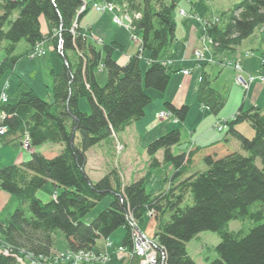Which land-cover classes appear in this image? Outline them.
Masks as SVG:
<instances>
[{"label":"trees","instance_id":"16d2710c","mask_svg":"<svg viewBox=\"0 0 264 264\" xmlns=\"http://www.w3.org/2000/svg\"><path fill=\"white\" fill-rule=\"evenodd\" d=\"M112 1L126 6L130 15H139L133 22L139 51L123 67L113 59L117 49L122 51L116 43L96 47L79 29L71 33L82 0H0V47L6 54L0 63V79L12 73L36 45L51 38L54 50L61 46V55L56 52L66 61L54 76L50 102L28 89L13 103L1 106L7 131L0 138L5 145L26 136L31 149L51 143L63 150L53 158L32 152L26 162L0 169V190L18 201L14 213L0 223V240L9 251L0 253V264H16L19 255L48 262L58 255V235L66 245L63 254L90 253L98 239H109L120 228L125 231L120 247L132 252L131 220L139 221L147 213L155 221L152 242L158 251L157 264H196L186 245L202 232L215 233L220 240L216 259L209 264H264V111L259 107L242 106L226 122L227 135L238 141L239 151L226 148L222 140L174 155L173 148L181 142L179 129L152 141L146 147L148 168L170 165L173 169L164 179L168 191L156 196L146 191L143 178L123 185L116 168L96 183L88 178L84 170L87 151L141 120L153 101L145 90L163 95L171 74L177 73L164 63L172 61L173 11L181 0ZM190 7L194 16L206 21L203 35L213 56L237 47L264 25V0H243L216 17L206 0L190 1ZM41 17L46 35L41 34ZM21 42L26 47L19 55L16 49ZM141 60L148 63L144 75ZM212 65L201 66L196 102L217 116L226 99L212 88L205 72ZM100 68L106 72L102 86L96 78ZM81 98L87 99L90 113L79 110ZM164 107L181 123L189 113L188 106L176 108L165 102ZM241 123L249 124L252 139L235 130ZM158 152H162L160 160L155 157ZM199 161L203 169L192 171ZM49 183L56 197L44 203L37 193ZM107 196L112 198L108 208L84 224L82 220ZM232 221L247 225L232 231ZM138 262L133 256L131 263Z\"/></svg>","mask_w":264,"mask_h":264},{"label":"rangeland","instance_id":"374dc122","mask_svg":"<svg viewBox=\"0 0 264 264\" xmlns=\"http://www.w3.org/2000/svg\"><path fill=\"white\" fill-rule=\"evenodd\" d=\"M82 1H84L83 3L86 4L88 7L87 3H89L90 0H82ZM108 1L113 2L112 0L95 1L90 5L92 9H90L88 13L90 14L91 11H93V4H102L105 2L108 3ZM190 1L193 2L194 0H181L173 11V21L175 24L174 42L176 44V49H175L176 54H173L174 59L178 62L179 59L186 60V58H183V54L185 52L186 47L188 46L187 42H189L191 34L197 36L195 44L192 46V50L194 51L206 47L207 51L203 52V54L205 55L204 60L200 61V63L198 64L195 63L194 61L193 62L190 61L188 63H180V65L179 63L175 62L174 65L171 66L172 69H175V67L179 68L180 66L181 68L193 70V73L189 76H184L181 73L171 74L167 90L163 95H159L158 93H156L151 89L145 90L148 96H150L153 100L152 103L149 105L150 110L152 111V117L155 116L154 115L155 113H159V112H160L159 114L166 113L167 110L165 109L163 104L165 102H168L170 104L172 102H176L182 104V106L183 104L186 106L188 105L190 106L191 104L188 103H190L193 98L189 92L191 88V81L197 79L198 77L197 74L199 71H201L200 67L202 66V64L204 63L210 64L211 62L213 63L212 66H206L204 68L205 72L208 73L210 76L211 86L214 90L218 91L220 94H222L225 97L226 102L227 99L230 101V104L225 105L226 107L224 106L225 108V109L223 108L224 111L222 109L220 115L218 114L217 120H220V118L222 120H230L232 115L236 113L235 97H238L239 100L240 99L242 100L244 91L240 87L235 85L234 79L236 77V74L230 67H228L230 66L228 65V63L239 61L242 70L244 67L245 71L252 74L251 77H255L257 75L256 73L260 69L264 70V25L257 27L253 31V33L248 38L243 40L237 47L231 48V50L223 52L222 55L213 56L211 44L208 41V39H205L206 37L203 35V32L205 31L206 21L192 14ZM242 1L243 0H206V5L210 9L212 15L216 17L220 15L222 12L231 9L234 5L241 3ZM118 6L122 10H126V6L124 5L121 6L118 5ZM131 15L133 16V14ZM134 15L137 16L138 14H134ZM41 20H44V18ZM116 28L117 27L114 26L110 33H113L114 30L116 31L114 32L115 33L114 37H116L117 41L122 43L123 51L120 52L117 50V52L115 53H118L120 56H123L124 59L130 54H136L139 51L137 50L138 45L131 40V36L128 30L126 28H117V29ZM192 29L194 30L192 31ZM118 32L119 35H117ZM51 40L52 38L49 40L51 45L48 46L47 49L44 48V43H49V41H45L41 44H38L39 47H36V49L44 51L42 53H39L40 51H38L37 54H41V55L35 57L36 55L34 54L33 52L34 49H33L32 54L30 52L28 57L22 58L17 63L12 73H10V71L6 72L3 75V77L0 79V90L4 92L7 102L13 103L16 100V98L19 97L20 94L26 92L28 89L33 90L43 100L49 101L47 99L48 98L47 95L51 94V88L54 83V76L60 73L63 66V62L61 58L58 56V54L55 52L53 48L54 45L52 43L53 41ZM25 47H26L25 43L21 42V44L18 45V48L16 49L17 54L20 55V53H22V51L25 50ZM246 54H249L250 58H246ZM5 55L6 54L4 47H0V63L4 59ZM192 56H193V52H192ZM40 57L43 58V60H40L41 59ZM144 57L147 58L146 53L144 54ZM72 61H74V59H72ZM222 65L225 67H223ZM147 68H148V63L145 60H141L140 69L143 75L146 72ZM243 75L249 77V75H246L245 73H243ZM96 78L99 85L101 86L104 85L106 83V72L103 69H98L96 71ZM9 80H10V85L8 82ZM256 86L257 89L255 90V92H252L251 91L252 89L250 90L251 91L250 98L249 96H247V100H251L252 102L253 101L256 102L258 100L259 101L258 103L261 102L262 105L264 106V85L258 82V85ZM8 93L10 94L9 97H8ZM163 96H165L164 100H162ZM2 98L3 96L1 95L0 97L1 115H3L4 113L3 111H1ZM80 101L81 103H79V110L85 114L90 113L89 103L87 99L81 98ZM180 101H185V102H180ZM195 103H196V109H192L193 112L191 114V120L189 121L186 135H189L194 129V127H198L199 126L198 122L201 121V115H200L201 112L199 113V110L197 109L199 105L196 102V99H195ZM248 104L249 101H246V108L248 107ZM238 107L239 106H237V108ZM171 121H172L171 117L170 118L168 117L161 121H155L156 126H159L156 131L169 127V125L173 126L174 124H172ZM211 122L212 121L209 122L204 121V125L201 126L200 129L196 130V135L204 132L206 128L208 129L210 127ZM247 126H249V124H247ZM154 127L155 126H153L152 130L155 129ZM178 127L180 128L181 131L182 125L180 123ZM249 128L251 129L250 126ZM214 130L217 132L216 129ZM213 133L215 134V132ZM118 135L115 136L112 140L101 142L97 146L87 151L86 166L84 170L90 181L92 183H96L107 173L108 170H111L113 168H116L120 174L118 168L119 166L122 172L120 176L123 185L130 184L140 178L144 179V177L147 176V178L152 177L151 179H154L153 183H155L152 188H151L152 185L147 186L146 191L149 194L156 196L162 193L164 190L168 191V187H167L168 185L167 183H164V179L170 177L173 174V169L169 176L167 170L168 165H164L158 169L150 170L148 168V156L146 154V150L144 146L138 144L137 141L128 144H126L125 142L120 143L117 140ZM27 144L28 142L26 141V139L23 138L20 146L21 148H23L24 146H27ZM123 144H125L126 146H124ZM42 146L36 147L35 150H39L38 152L44 154L46 157L49 158H53L56 155H58L57 153H60V150H57V148L59 149L62 148V146L60 145H55L51 143H47ZM54 148L56 149L54 150ZM125 148L126 150H124ZM236 151H239V148ZM155 157L156 158L159 157L158 159L160 160L162 158V152L161 153L158 152ZM124 163L125 164L127 163L128 170H132L133 175L130 174L129 177L127 175L123 178L122 167L125 165ZM1 165H5V162L3 158L0 157V166ZM137 175H142V176L139 178H134L133 181L127 183L130 177H136ZM55 190L56 189L53 187V185L49 183L38 191L37 198L44 203L48 202L54 196ZM151 191L152 192L154 191V193H151ZM111 200H112L111 196H107L102 201H100L93 208V210L82 220L83 223L86 225L90 224L94 218H96L102 211L108 208V206L111 203ZM15 202L17 206V200ZM1 204H0V221H3L7 217V213H8L7 210L9 211V208L8 205L2 206ZM14 211L15 208L11 210L10 214H13ZM131 223L133 226V232L138 231L146 239L152 242V238L155 230L154 228L155 221L152 218V213L145 214L139 221L131 220ZM242 225L246 227L247 224L238 221H232L229 223V230L238 231L239 229L243 228ZM123 237H124V229L122 228L115 231L109 237V240L111 241L112 244L111 249L108 250L109 256L105 254V252H107V250H105V242L103 241V239H98L95 243L93 254L97 256L98 255H104L105 257L107 256L108 259L105 261L104 264H122L123 262L122 258H125L124 261L131 263L130 260L132 259V254L128 253V251L126 250H125L126 253L123 254V252H119L118 250V247ZM219 242L220 240L217 234L212 232H202L199 233L189 243H187L186 250L190 258L196 264H209L214 259H216L215 248L219 244ZM2 244L3 242L0 240L1 255L8 254L9 253L8 248L5 247L4 244L3 245ZM65 247L66 246L64 241L61 239L60 235H58L56 238L55 248L58 249L59 251H63V252H59L58 255L60 253H66L67 249ZM77 256H81V255L79 254ZM16 261H17L16 264H72L73 259H69V260L63 259L60 261L54 258L44 263V262H39L37 260H33L29 256L23 257L22 255H19L16 256ZM79 262L80 264L94 263L91 260L87 261L81 259H79ZM97 262L98 261H95L96 264H99Z\"/></svg>","mask_w":264,"mask_h":264},{"label":"crops","instance_id":"0c3cea01","mask_svg":"<svg viewBox=\"0 0 264 264\" xmlns=\"http://www.w3.org/2000/svg\"><path fill=\"white\" fill-rule=\"evenodd\" d=\"M95 1H97V0H94V1L90 0V2L87 3L88 4L87 11H86V13L83 15V17L80 20L81 29L89 30V33L93 34V36H94L93 40H90L89 43L95 44L97 47H101V44H109V43H116V44L122 46V43L117 41L116 37H114L115 36L114 32H116V31L114 30L113 33H110L112 31V28L114 27L113 23L111 22V15L110 14H99V13H96L94 9H93V11H91L90 14L88 13L90 11V9H92L90 7V5L92 3H94ZM41 19H43V18H41ZM41 19H40L41 34L42 35H46L47 34V26H46L45 21L41 20ZM193 30L194 29H192V31ZM117 35H119V32L117 33ZM196 38H197V36H194V35L191 34L189 42H187L188 46L186 47L185 52L183 54V58H186V60L179 59V62L174 59V55L173 54H176V50H175L176 49V44H175V42H173L172 47L169 50V55L172 57L171 66H173L175 62L179 63V65H180V63H188L190 61H192V62L194 61L193 60V56H192V52H193L192 46L195 44ZM50 45H51L50 43H44V48L47 49V47L50 46ZM137 50H138V48H137ZM115 52H117V51H115ZM115 52L113 53V59L116 60L117 64L119 66H121V67L126 65L128 60H129V58H131L132 56L135 55V54H130L127 57H125V59H124L123 56H120L118 53H115ZM246 58H250V56L246 57ZM40 60H43V58H41ZM242 65H243V63H242ZM219 69H221V68H219ZM172 70L176 71L177 73H181L182 75H184L183 71H188L189 74L188 75H184V76H189V75H191L193 73V70H188V69H185V68H181L180 66H179V68L175 67V69H172ZM201 71H202V68H201ZM201 71L198 72L197 79H194V80L191 81V88H190L189 92H190V95L193 98H192V101L190 103H188V104H191V105L190 106L188 105L189 106V113H188V115H187V117H186V119H185V121L183 123L178 122L177 119H176L177 123H175L174 122L175 118L172 116L171 117L172 118L171 123L174 124L173 126L169 125V127H166V128L161 129L159 131H156L159 126H156V124H155L156 123L155 122L156 121L155 120V116L158 115L160 112L159 113H155L154 114L155 116L152 117V111L150 110V106H148L145 109L144 117L141 120H139L138 122L134 123L133 125H131L127 129H125L122 133H120L118 135V139H117L118 142H120V143L125 142L126 144H128V143H133V142L137 141L138 144H141L142 146H144V148L146 150V147L152 141L157 139L158 137L166 134L167 132H169V131H171L173 129H179V131H180V128L178 127V125L180 123L182 125L181 131H180L181 142H180V144L178 146H175L173 148L172 151H173L174 155H179V154H181L183 152L186 153L191 147H207L210 144H213V143H216V142H219V141H222V140H226V143L224 144V146L226 148H228L230 150H237L239 148V143L232 136L227 135V130L228 129H223L221 132H216L213 129L214 124L216 123V121H218L217 120L218 115L217 116L210 115L207 109L202 108L200 106L197 107V109L199 110V113L201 112L200 113L201 121L198 122L199 126L198 127H194L192 132L189 135H186V131L188 130L187 128H188V125H189V121L191 120V114L193 112L192 109H196L195 99H196V93H197V89H198V86H199V81H200V77H201V73H202ZM243 71H244V73L246 75L252 76L251 73L245 71L244 67H243ZM259 73H264V70L260 69L256 74H259ZM256 74H253V75H256ZM8 82H9V85H10V80ZM256 85H258V82H253L252 84H250L248 90L246 92H243L242 100L241 99L239 100L238 97H235V102H236L235 110H236V112L242 106L246 109V101H249L248 107H259V108L263 109V111H264V106L262 105L261 102L258 103L259 102L258 100L256 102L255 101L252 102L251 100H247V96H249V98H250V92L251 91L255 92V90L257 89ZM9 95L10 94L8 93V97H9ZM47 97H48L47 98L48 100L51 99L50 94H48ZM164 97L165 96H163L162 100H164ZM180 102H185V101H180ZM79 103H81L80 100H79ZM171 104L174 107H176V108L182 107V104H179V103H176V102H172ZM227 104H230V101L228 99H227V102H226L225 105H227ZM238 104H240V105H238ZM183 106H186V105L183 104ZM237 106H239V107L237 108ZM224 109H223V111H224ZM219 115H220V113H219ZM220 120H222V119L220 118ZM204 121L205 122L212 121L210 123V127L208 129L206 128L204 130V132L196 135V130L200 129L201 126L204 125ZM153 126H155L154 127L155 129L152 130ZM225 128H227V127H225ZM234 128L239 134H241L243 137H245L247 139H252V137L254 135L253 130L250 129L249 126H247L246 123L238 124V125L234 126ZM213 132H215V134ZM22 140H23L22 137L19 138V139L15 138V139H12L10 142H8L5 145L4 142L2 141V139L0 138V157L3 158V160L5 162V165H1L0 169L4 168L3 166L6 167V166H10V165H17V164H20L22 162H26L27 160H29L30 153H32V152H28L25 149L21 148L20 144H21ZM7 141H9V140H7ZM123 145L126 146L125 144H123ZM55 149L56 148H54V150ZM57 150H60V153H61L62 148H60V149L57 148ZM124 150H126V148ZM38 151L39 150H35V149L33 150V152H38ZM38 153H40V152H38ZM159 153H161V152H159ZM57 154H59V153H57ZM47 158H49V157H47ZM118 168H119L120 174H122L121 169H120L119 166H118ZM122 169H123V175H124V176L122 175L123 178L125 176H127V175L129 177L130 174L133 175L132 170H128L127 163L122 167ZM202 169H203V163L199 161L198 164H197L196 169H192V171H194V170H202ZM167 170H168V173H169L168 176H169L170 173L172 172V167L170 165H168V169ZM141 176L142 175H137L136 177H130V179L127 181V183L133 181L134 178H139ZM151 178L152 177L147 178V176L144 177L146 189H147V186L152 185L151 186V188H152L154 186V184H155V183H153L154 179H151ZM55 193H56V191L54 192V194ZM151 193H154V191L153 192L151 191ZM16 200L17 199L15 197L10 196L9 194H7V193H5V192L0 190V204L2 203L1 204L2 206L8 205V208H9V211L7 210V212H8L7 213V217L3 221H0V223L4 222L11 215L10 212H11V210H13V208H15V210L17 209L18 201H17V206H16V202H15ZM124 234H125V231H124ZM103 241L105 242V250H107V252H105V254H107L109 256L108 250L111 249V247H112L111 241L109 239H103ZM108 243H110V246H107ZM119 247H120V245H119ZM93 251H94V247H93V250H92L91 253H93ZM55 252L59 253V252H63V251H59L58 249H55ZM60 254H63V253H60ZM122 259H123L122 260L123 261L122 264H131L129 262L124 261L125 258H122ZM90 264H95V263H90Z\"/></svg>","mask_w":264,"mask_h":264},{"label":"built area","instance_id":"2783aa9c","mask_svg":"<svg viewBox=\"0 0 264 264\" xmlns=\"http://www.w3.org/2000/svg\"><path fill=\"white\" fill-rule=\"evenodd\" d=\"M93 7L99 11L108 10V11H113V12L119 13V16L124 15L126 12L125 10H122L121 8H119L118 6H116L113 3H106L105 2L102 4H94ZM86 10H87V5L83 3V5L79 9L78 13L82 14ZM137 17L139 18V15H137ZM115 21L119 22L117 19ZM138 42L140 43V40ZM36 47H39V45H37ZM36 47L34 48V51H33L34 54L36 55L35 57L41 55V54H37L38 51H40L39 53L44 52L43 50L36 49ZM206 51H207L206 47H203V49L194 50L193 51L194 62L198 64V63H200V61L204 60L205 55L203 54V52H206ZM246 57H249V54H246ZM164 64L166 66H170L171 61H167ZM228 65H230L228 67H230L236 74V77L234 79L235 85L242 88L243 90H245V91L248 90L250 84H252L253 82H257V81L264 85V74H258L255 77H251V76L248 77V76L243 75L244 72L241 68V64L239 61L228 63ZM223 67H225V66H223ZM183 74L188 75L189 73H188V71H183ZM1 95L3 96L1 104H5L7 100L5 98V94L3 91H1ZM170 116L171 115L167 112L161 113V114H158L155 116V120L161 121V120H164ZM5 118H6V115H4V113H3V115L0 114V135H3L6 132V127L1 125ZM174 122L176 123L177 121L175 120ZM226 122H227V120L216 121V123L214 124V129H216L217 132H221L225 128ZM107 246H110V243H108ZM118 250H119V252H123V254L126 253V251H127L126 249H123L121 247H119ZM0 253H1V249H0ZM128 253H131L132 257L133 256H135L136 258L138 257L137 258L139 260L138 264H157V261H158V258H157L158 251L156 250V247L154 246V244L151 241L146 239L138 231L133 232V235H132V252H128ZM79 254L81 256H77ZM4 255H7V254H4ZM55 259L60 260V261L63 259H66V260L73 259L72 264H80L79 259L87 260V261L91 260L94 263H95V261H98L97 263L103 264L108 259V257L107 256L105 257L104 255H98L97 256V255H94L93 253L90 252V253H78L76 255L59 254V255H57V257H55Z\"/></svg>","mask_w":264,"mask_h":264},{"label":"bare ground","instance_id":"6f19581e","mask_svg":"<svg viewBox=\"0 0 264 264\" xmlns=\"http://www.w3.org/2000/svg\"><path fill=\"white\" fill-rule=\"evenodd\" d=\"M108 3H113V2H109L108 1ZM114 4V3H113ZM94 5V4H93ZM116 5V4H115ZM116 6H118V5H116ZM119 7V6H118ZM93 9L95 10V12L96 13H99V14H110L111 15V22L113 23V25L114 26H116L117 28H126L127 30H128V32L130 33V36H131V40L135 43V44H137L138 46H137V48H138V50H139V37H138V35L135 33V28H134V26H133V22L135 21V20H137L138 19V17L137 16H135L134 14H133V16L132 15H130L127 11L125 12V14L124 15H122V16H119V13H116V12H113V11H108V10H104V11H99V10H96L94 7H93ZM79 16H81V14L80 13H77L76 14V17H75V19H74V22H73V24H72V27H71V33L74 35L75 33H76V30L77 29H79L80 31H81V33H82V35L88 40V42L90 41V40H93V38H94V36H93V34H91V33H89V30H87V29H85V30H83V29H81V27H80V20H81V18L79 19ZM118 20L119 22H116L115 20ZM100 43V42H99ZM92 44V43H91ZM110 44V43H109ZM93 45H95V44H93ZM103 44H101V46H102ZM118 45V44H117ZM96 46V45H95ZM118 46H120L121 47V49H122V51H123V47L121 46V45H118ZM97 47V46H96ZM60 50H61V46H59L58 48H57V52H59V54L61 55V53H60ZM118 51H120V52H122L121 50H119V49H117ZM116 50V51H117ZM55 51V52H56ZM56 52V53H57ZM58 54V53H57ZM59 54H58V56H59ZM61 60H62V62H63V64H65L66 63V61H65V59H63L62 57H61ZM116 61V60H115ZM116 63H117V61H116ZM100 69H102V68H100ZM52 88H53V86H52ZM52 88H51V94H50V96H51V99L49 100V101H47V102H50L51 100H52ZM0 91H2V90H0ZM0 97H1V92H0ZM6 103H7V101H6ZM5 103V104H6ZM2 125V124H1ZM3 126V125H2ZM5 127V126H4ZM7 131V130H6ZM1 136V135H0ZM24 139H26V141L28 142V138L25 136L24 137ZM23 149H25L26 151H28V152H33V150L34 149H31L30 147H29V143L27 144V146H24L23 147ZM62 150H63V147H62ZM56 197V194H54V196L52 197V198H55ZM58 254V253H57Z\"/></svg>","mask_w":264,"mask_h":264}]
</instances>
